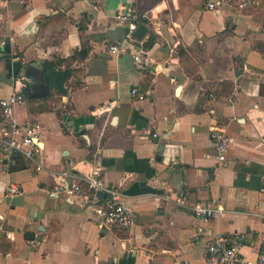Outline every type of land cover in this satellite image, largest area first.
Listing matches in <instances>:
<instances>
[{
  "label": "crops",
  "instance_id": "0c3cea01",
  "mask_svg": "<svg viewBox=\"0 0 264 264\" xmlns=\"http://www.w3.org/2000/svg\"><path fill=\"white\" fill-rule=\"evenodd\" d=\"M122 7L146 31L110 55ZM20 75L14 115L40 124L43 168L0 146V264H206L205 242L231 232L245 257L264 252V0H0V96ZM215 126L231 137L223 162ZM94 151L129 229L101 230L77 196L53 194L48 171ZM199 201L222 212L197 217Z\"/></svg>",
  "mask_w": 264,
  "mask_h": 264
},
{
  "label": "built area",
  "instance_id": "2783aa9c",
  "mask_svg": "<svg viewBox=\"0 0 264 264\" xmlns=\"http://www.w3.org/2000/svg\"><path fill=\"white\" fill-rule=\"evenodd\" d=\"M262 1L204 0V6L211 10L226 5L245 9L257 7L262 4ZM116 20L125 23L127 30L122 41L108 43L106 50L110 55H118L131 46L130 41L133 39V31L136 28L135 16L130 8H120L116 14ZM131 55L136 63L145 62V56L141 50L133 51ZM24 80L23 75L16 77L15 82L18 84H15L14 90L7 96H0V146L5 153L13 150L21 152L39 170L43 168L39 161L43 149L41 126L38 122H19L14 115L15 106L25 102V93L22 89ZM132 91L134 93L135 89ZM210 136L216 150L217 161H225L231 137L222 126L211 128ZM48 173L55 181L53 194L59 188H65L69 195L77 196L79 204L93 212V219L99 229L115 227L129 229L135 222V213L122 201L120 191L103 178L97 152L94 151L88 159L79 162L69 161L67 167L61 170H50ZM17 192L19 187L9 183L6 193L12 195ZM192 210L197 217L203 219L214 217L222 212L220 206H211L200 201L193 204ZM244 238L241 232L219 233L209 238L205 242L204 249L206 264H264V252L253 259L242 254Z\"/></svg>",
  "mask_w": 264,
  "mask_h": 264
},
{
  "label": "water",
  "instance_id": "95a60500",
  "mask_svg": "<svg viewBox=\"0 0 264 264\" xmlns=\"http://www.w3.org/2000/svg\"><path fill=\"white\" fill-rule=\"evenodd\" d=\"M145 31H146V26L144 24H138L135 30L133 31V35L139 39L143 36Z\"/></svg>",
  "mask_w": 264,
  "mask_h": 264
},
{
  "label": "trees",
  "instance_id": "16d2710c",
  "mask_svg": "<svg viewBox=\"0 0 264 264\" xmlns=\"http://www.w3.org/2000/svg\"><path fill=\"white\" fill-rule=\"evenodd\" d=\"M81 53H82V51H81ZM48 65H50V66L52 65L53 66V63L51 64V62H50Z\"/></svg>",
  "mask_w": 264,
  "mask_h": 264
}]
</instances>
